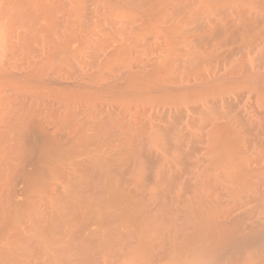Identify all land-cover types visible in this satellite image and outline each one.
I'll list each match as a JSON object with an SVG mask.
<instances>
[{"label":"bare ground","instance_id":"obj_1","mask_svg":"<svg viewBox=\"0 0 264 264\" xmlns=\"http://www.w3.org/2000/svg\"><path fill=\"white\" fill-rule=\"evenodd\" d=\"M0 264H264V0H0Z\"/></svg>","mask_w":264,"mask_h":264}]
</instances>
